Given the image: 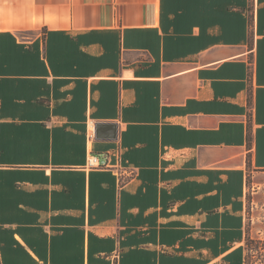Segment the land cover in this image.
<instances>
[{
	"label": "crops",
	"instance_id": "0c3cea01",
	"mask_svg": "<svg viewBox=\"0 0 264 264\" xmlns=\"http://www.w3.org/2000/svg\"><path fill=\"white\" fill-rule=\"evenodd\" d=\"M250 173L264 0H0V264H238Z\"/></svg>",
	"mask_w": 264,
	"mask_h": 264
},
{
	"label": "rangeland",
	"instance_id": "374dc122",
	"mask_svg": "<svg viewBox=\"0 0 264 264\" xmlns=\"http://www.w3.org/2000/svg\"><path fill=\"white\" fill-rule=\"evenodd\" d=\"M245 238L248 254L250 240L264 239V173L249 174L244 195Z\"/></svg>",
	"mask_w": 264,
	"mask_h": 264
},
{
	"label": "built area",
	"instance_id": "2783aa9c",
	"mask_svg": "<svg viewBox=\"0 0 264 264\" xmlns=\"http://www.w3.org/2000/svg\"><path fill=\"white\" fill-rule=\"evenodd\" d=\"M89 130L92 133L91 135H87V141L93 136L94 124L90 125ZM81 168L86 171L96 169L108 170L114 175L120 185L138 175V168L123 159L120 148H115L102 156L95 154L91 149L87 150L86 158ZM117 254L118 251L117 253L115 251V259H117Z\"/></svg>",
	"mask_w": 264,
	"mask_h": 264
},
{
	"label": "trees",
	"instance_id": "16d2710c",
	"mask_svg": "<svg viewBox=\"0 0 264 264\" xmlns=\"http://www.w3.org/2000/svg\"><path fill=\"white\" fill-rule=\"evenodd\" d=\"M252 22V15L250 16ZM239 252L244 251L243 257L238 264H264V239L250 240L248 254L245 253L244 245L238 248Z\"/></svg>",
	"mask_w": 264,
	"mask_h": 264
},
{
	"label": "water",
	"instance_id": "95a60500",
	"mask_svg": "<svg viewBox=\"0 0 264 264\" xmlns=\"http://www.w3.org/2000/svg\"><path fill=\"white\" fill-rule=\"evenodd\" d=\"M118 126L114 122H97L94 125L96 139L115 140L117 139Z\"/></svg>",
	"mask_w": 264,
	"mask_h": 264
}]
</instances>
